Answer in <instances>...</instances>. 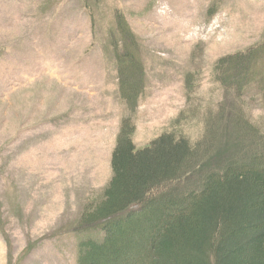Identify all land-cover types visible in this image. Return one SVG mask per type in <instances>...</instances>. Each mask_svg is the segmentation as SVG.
I'll list each match as a JSON object with an SVG mask.
<instances>
[{"label":"rangeland","instance_id":"rangeland-1","mask_svg":"<svg viewBox=\"0 0 264 264\" xmlns=\"http://www.w3.org/2000/svg\"><path fill=\"white\" fill-rule=\"evenodd\" d=\"M116 14L135 41L132 110ZM258 45L264 0H0V264H76L80 241L102 236L83 216L111 179L125 116L136 148L171 133L197 153L165 195L262 154L264 82L235 89L215 70ZM252 66L264 74V54Z\"/></svg>","mask_w":264,"mask_h":264},{"label":"trees","instance_id":"trees-1","mask_svg":"<svg viewBox=\"0 0 264 264\" xmlns=\"http://www.w3.org/2000/svg\"><path fill=\"white\" fill-rule=\"evenodd\" d=\"M114 18L123 47L115 52L119 90L132 110L139 92L130 79L135 41L122 15ZM263 48L220 58L218 80L235 89L255 79L264 82L252 66ZM129 123L127 116L120 122L102 200L83 216L84 224L96 223L85 227L102 236L80 241L76 264H264V152L208 172L198 190L177 197L173 188L165 195L166 183L179 187L181 176L196 169L198 155L186 138L171 133L136 148Z\"/></svg>","mask_w":264,"mask_h":264}]
</instances>
